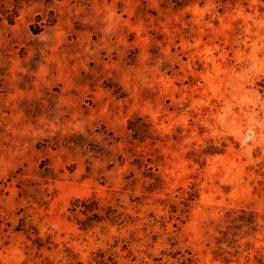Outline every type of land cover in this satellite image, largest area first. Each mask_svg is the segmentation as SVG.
Listing matches in <instances>:
<instances>
[{"label":"rangeland","instance_id":"1","mask_svg":"<svg viewBox=\"0 0 264 264\" xmlns=\"http://www.w3.org/2000/svg\"><path fill=\"white\" fill-rule=\"evenodd\" d=\"M0 264H264V0H0Z\"/></svg>","mask_w":264,"mask_h":264}]
</instances>
